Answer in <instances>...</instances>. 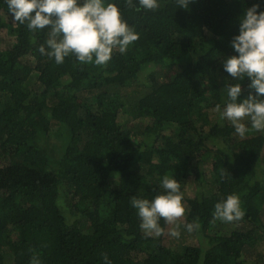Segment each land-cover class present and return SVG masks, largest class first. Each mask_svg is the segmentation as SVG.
<instances>
[{"label":"trees","instance_id":"16d2710c","mask_svg":"<svg viewBox=\"0 0 264 264\" xmlns=\"http://www.w3.org/2000/svg\"><path fill=\"white\" fill-rule=\"evenodd\" d=\"M110 2L139 37L103 66L41 55L48 29L29 31L0 2V264H264V136L232 142L212 114L238 82L221 61L257 0ZM163 175L180 183V227L197 246L139 226L130 201L162 191ZM230 194L243 218L215 219Z\"/></svg>","mask_w":264,"mask_h":264},{"label":"clouds","instance_id":"9594fccd","mask_svg":"<svg viewBox=\"0 0 264 264\" xmlns=\"http://www.w3.org/2000/svg\"><path fill=\"white\" fill-rule=\"evenodd\" d=\"M12 19L26 25L29 31L48 29V38L38 49L41 55L62 64L66 57L75 56L81 63L103 66L114 50L125 53L139 33L123 19L121 9L110 0H0ZM194 2V0H192ZM177 8L187 9L190 0H175ZM136 11H154L160 0H127ZM264 0L247 7L238 20L237 34L230 45L234 55L221 61L222 69L237 83L226 85L223 106L216 105L220 120H227L235 132L244 137L250 130L264 132ZM248 79L244 96L241 81ZM250 125V128H249ZM159 191L151 199L133 196L130 203L140 219V228L148 236L160 237L167 224H175L185 213L181 186L174 176L163 175ZM213 216L222 222L240 220L244 216L239 196L230 194L215 203ZM188 232L199 229L198 221L184 225ZM169 235L179 237L178 226ZM106 264H110L107 256ZM30 264H41L36 257Z\"/></svg>","mask_w":264,"mask_h":264},{"label":"rangeland","instance_id":"374dc122","mask_svg":"<svg viewBox=\"0 0 264 264\" xmlns=\"http://www.w3.org/2000/svg\"><path fill=\"white\" fill-rule=\"evenodd\" d=\"M2 47H4V45H2ZM5 52V51H4ZM212 114L214 115V118L219 119V113L216 111V109H214L212 111ZM212 116V115H211ZM220 120V119H219ZM139 120H135L134 123H137ZM220 124H222L221 126H224L225 124H229L231 125V123L227 120H220ZM233 127V126H232ZM250 128V125H249ZM258 134H262L264 136V132H257L255 130H250L244 137H240L234 130V127L232 129V132L230 134V139L232 142H239L242 141L243 139H247V138H251L253 136H256ZM210 168V165H205L204 171L207 172L208 169ZM207 175V174H206ZM205 175V176H206ZM191 179L188 181L187 185L185 186V192L184 194L186 196H192V194L195 192V185L196 182L191 181ZM264 217V215H263ZM184 217H180L177 219V221L175 222V224H167L165 225V229H164V234H163V242L164 245L168 246V247H176L178 244H186L189 246H197V242L194 238H191L186 232H184L183 229H181L180 225L183 224ZM264 221V219H263ZM178 226V230L180 231V236L177 237H172L169 235V232L172 228L177 227Z\"/></svg>","mask_w":264,"mask_h":264}]
</instances>
